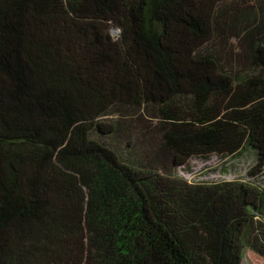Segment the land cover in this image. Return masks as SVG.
<instances>
[{
  "label": "trees",
  "instance_id": "obj_1",
  "mask_svg": "<svg viewBox=\"0 0 264 264\" xmlns=\"http://www.w3.org/2000/svg\"><path fill=\"white\" fill-rule=\"evenodd\" d=\"M229 1L0 0V264L264 258V0ZM214 155L255 166L178 175Z\"/></svg>",
  "mask_w": 264,
  "mask_h": 264
},
{
  "label": "rangeland",
  "instance_id": "obj_2",
  "mask_svg": "<svg viewBox=\"0 0 264 264\" xmlns=\"http://www.w3.org/2000/svg\"><path fill=\"white\" fill-rule=\"evenodd\" d=\"M229 2L232 3L233 0ZM254 166V160L250 155H243L237 160H224L214 155L207 162L194 159L186 170L179 168L178 175L190 183L245 181L248 178V172ZM262 179L264 180V173L259 180ZM242 264H264V258L251 251H246Z\"/></svg>",
  "mask_w": 264,
  "mask_h": 264
},
{
  "label": "water",
  "instance_id": "obj_3",
  "mask_svg": "<svg viewBox=\"0 0 264 264\" xmlns=\"http://www.w3.org/2000/svg\"><path fill=\"white\" fill-rule=\"evenodd\" d=\"M117 34V31H113V35H116Z\"/></svg>",
  "mask_w": 264,
  "mask_h": 264
}]
</instances>
